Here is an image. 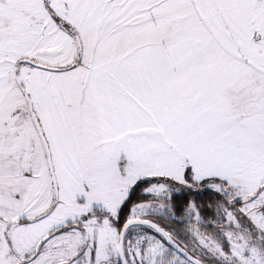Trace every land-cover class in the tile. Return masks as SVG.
Masks as SVG:
<instances>
[{"label": "snow or ice", "instance_id": "1", "mask_svg": "<svg viewBox=\"0 0 264 264\" xmlns=\"http://www.w3.org/2000/svg\"><path fill=\"white\" fill-rule=\"evenodd\" d=\"M0 264H264V0H0Z\"/></svg>", "mask_w": 264, "mask_h": 264}, {"label": "trees", "instance_id": "2", "mask_svg": "<svg viewBox=\"0 0 264 264\" xmlns=\"http://www.w3.org/2000/svg\"><path fill=\"white\" fill-rule=\"evenodd\" d=\"M183 196H184V194H181V196L178 198V203L179 204H183V202H184V200H183ZM205 200H206V197L204 198Z\"/></svg>", "mask_w": 264, "mask_h": 264}]
</instances>
